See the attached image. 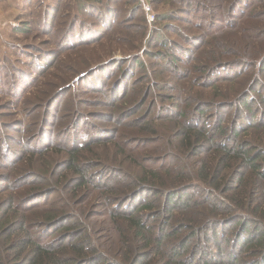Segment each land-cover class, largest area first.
<instances>
[{
    "label": "trees",
    "instance_id": "trees-1",
    "mask_svg": "<svg viewBox=\"0 0 264 264\" xmlns=\"http://www.w3.org/2000/svg\"><path fill=\"white\" fill-rule=\"evenodd\" d=\"M64 1L43 68L0 64V264H264V0H163L142 56L131 2ZM92 42L131 56L57 62Z\"/></svg>",
    "mask_w": 264,
    "mask_h": 264
},
{
    "label": "rangeland",
    "instance_id": "rangeland-1",
    "mask_svg": "<svg viewBox=\"0 0 264 264\" xmlns=\"http://www.w3.org/2000/svg\"><path fill=\"white\" fill-rule=\"evenodd\" d=\"M108 0H103L101 5H97L95 10L101 8L105 9ZM115 6H118L117 0H112ZM131 2L129 5L130 14H123L122 18L129 19L132 18L133 13L137 12V22H139V18H143V22L137 24V29L130 32L129 36H125L126 39H131V36L136 37V39L132 43V48H127L129 50L136 51L135 55L142 56L143 49L145 47L146 39L148 35L154 34L152 31L154 28H157V24L155 23L157 20V16H167L169 14V9L167 4L164 3L163 0H155L158 2L157 6L153 5L151 8L150 0H128ZM54 4L53 0H0V64L1 66H7L6 72H11L10 66H15L19 68V70L31 73V69H28V64L30 61H33L34 64L32 67L35 68H43L45 66V61H43L44 54L50 53L54 49V42L50 35H43L44 27L40 25V22L43 18V11L46 8H50ZM65 4H72V0H65L62 2L60 9L62 14L66 11ZM111 4V3H110ZM109 4V5H110ZM124 8L127 7L126 0L123 3ZM145 6L151 9V14L154 16V19L151 18L146 10ZM94 7V6H93ZM92 7V8H93ZM105 7V8H103ZM88 11V9L86 10ZM92 11V9H91ZM81 20H89V18L81 14L79 15ZM153 19V20H152ZM68 20V19H67ZM65 20V21H67ZM130 26L134 25L132 21L127 22ZM161 24L162 33L164 36H168L169 39L172 38L174 41L177 39L173 35H165L166 29L163 26H170L172 23L169 21H165ZM97 27H93L92 29L95 30ZM25 31L20 32L18 30ZM159 29V27H158ZM15 30V31H13ZM144 30V31H143ZM124 34H126L124 32ZM144 35V37H141ZM155 38V37H154ZM171 39V40H172ZM91 49H87L83 52L79 51V48H71L65 49L62 53L58 50V61L57 62H68L69 57H76L80 61L83 62L86 54L90 56V61L88 64L91 66L98 62H107L111 59H122V58H129L131 55H123L120 51L113 49V52H110L109 49L107 50L106 47L108 43L102 44L99 47L98 43H91ZM138 47V48H137ZM94 50L96 53L91 54V50ZM79 52H77V51ZM155 51V49H152ZM106 52V54H105ZM74 53V54H72ZM112 56V57H111ZM110 57V58H108ZM80 63L79 68L77 69L80 71L79 75L83 76V69L84 65ZM98 65V64H97ZM95 65V67L97 66ZM99 66V65H98ZM59 73V72H58ZM82 73V74H81ZM46 80V79H45ZM44 80V81H45ZM77 80V79H75ZM53 82V81H52ZM56 82L52 85L55 86ZM32 88L28 90L30 92ZM27 95V94H26ZM35 95H37L35 93ZM38 96V95H37ZM22 100V99H21ZM21 100L16 101L14 97H7L3 93L0 94V124H13V122H20L24 120V116L21 113ZM37 103V101H33L32 103L29 101L25 105L28 109L33 108V106ZM164 103L160 104V106L164 107ZM24 107V106H23ZM147 106H145L139 115H143ZM100 109H86L85 112H98ZM45 112V111H44ZM157 112L154 110L151 113L152 117ZM53 113L52 115H54ZM55 118L51 121L53 125V130L55 131L56 128L54 126ZM88 122H95L97 121H88ZM16 124V123H14ZM101 124V123H98ZM44 128L42 121L39 119L37 126L35 127V131L29 133V136L35 134L39 129ZM4 136H10L15 139V134L9 131L0 130ZM6 174V171H0V176ZM3 185L0 184V188ZM7 193H5L6 195ZM4 196V195H3Z\"/></svg>",
    "mask_w": 264,
    "mask_h": 264
},
{
    "label": "built area",
    "instance_id": "built-area-1",
    "mask_svg": "<svg viewBox=\"0 0 264 264\" xmlns=\"http://www.w3.org/2000/svg\"><path fill=\"white\" fill-rule=\"evenodd\" d=\"M144 8H145L147 14H148L151 18L154 19V16L150 13V12H151V9H150L149 7H147V6H145ZM153 19H152V20H153Z\"/></svg>",
    "mask_w": 264,
    "mask_h": 264
}]
</instances>
